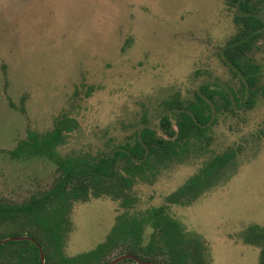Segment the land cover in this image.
<instances>
[{
  "label": "rangeland",
  "instance_id": "374dc122",
  "mask_svg": "<svg viewBox=\"0 0 264 264\" xmlns=\"http://www.w3.org/2000/svg\"><path fill=\"white\" fill-rule=\"evenodd\" d=\"M225 1L0 0V201L19 204L45 193L59 175L45 158L4 153L27 130L50 131L66 116L76 123L57 153L102 155L142 127L161 135L163 116L174 123L169 103L192 102L206 87L217 106L209 145L195 146L190 158L151 182H138V203L129 212L164 205L210 159L232 150L234 159L214 187L189 206L168 210L186 234L200 239L203 264H261V248L243 236L250 226L264 228V93L252 108H241L240 80L220 60L235 32ZM254 58L264 85V44ZM123 212L105 196L75 202L64 255L94 250ZM151 233L144 230V243Z\"/></svg>",
  "mask_w": 264,
  "mask_h": 264
},
{
  "label": "trees",
  "instance_id": "16d2710c",
  "mask_svg": "<svg viewBox=\"0 0 264 264\" xmlns=\"http://www.w3.org/2000/svg\"><path fill=\"white\" fill-rule=\"evenodd\" d=\"M225 4L233 10L235 32L221 47L219 57L233 77L240 80L241 108L249 109L264 93L261 66L254 58L264 44V0H226ZM219 97L224 109H230L226 97ZM9 105L13 107L11 102ZM169 108L176 111L174 123L169 116H163L159 122L161 135L150 127H142L129 142L106 154L61 157L56 149L76 123L66 116L57 119L50 131L27 130L14 149L4 151L11 159L45 158L56 166L59 175L45 193L32 195L19 204L0 201V241L20 236L33 239L0 244V264H40L39 247L44 264H105L122 254L162 264H203L200 239L186 234L168 208L189 206L214 187L234 159V151L210 159L166 196L164 205L138 215L129 212L138 203L133 191L138 182H151L172 163L180 164L190 158L195 146L206 149L211 140V112L217 106L206 87L200 88L194 101L183 104L175 100ZM19 111L25 114L24 109ZM102 196L118 202L124 212L116 217L106 240L94 250L65 256L64 241L70 229L68 214L73 204ZM147 227L152 233L144 243ZM243 241L261 248L260 263L264 264V228L248 227ZM118 264L136 263L124 260Z\"/></svg>",
  "mask_w": 264,
  "mask_h": 264
},
{
  "label": "water",
  "instance_id": "95a60500",
  "mask_svg": "<svg viewBox=\"0 0 264 264\" xmlns=\"http://www.w3.org/2000/svg\"><path fill=\"white\" fill-rule=\"evenodd\" d=\"M26 239L33 241V239H31L27 236H20V237L6 238L4 240H1L0 244H5V243L10 242V241H21V240H26ZM37 246L39 247V245H37ZM39 255H40V264H44V256H43L42 249L40 247H39ZM124 260H132L136 264H162L159 262H147V261L141 260V259H139L133 255H130V254H122V255L115 256L112 259H110L108 262H106L105 264H118Z\"/></svg>",
  "mask_w": 264,
  "mask_h": 264
}]
</instances>
